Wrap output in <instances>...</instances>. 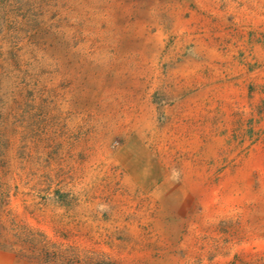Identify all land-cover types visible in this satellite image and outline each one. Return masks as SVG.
I'll return each mask as SVG.
<instances>
[{
    "label": "rangeland",
    "instance_id": "rangeland-1",
    "mask_svg": "<svg viewBox=\"0 0 264 264\" xmlns=\"http://www.w3.org/2000/svg\"><path fill=\"white\" fill-rule=\"evenodd\" d=\"M26 3L0 0V215L110 264H264V0Z\"/></svg>",
    "mask_w": 264,
    "mask_h": 264
},
{
    "label": "trees",
    "instance_id": "trees-1",
    "mask_svg": "<svg viewBox=\"0 0 264 264\" xmlns=\"http://www.w3.org/2000/svg\"><path fill=\"white\" fill-rule=\"evenodd\" d=\"M26 4L30 5V0ZM3 36L9 46L12 40L7 32ZM0 246H6L17 262L27 264H110L94 252H80L75 246L54 243L44 231L32 227L10 209L0 215Z\"/></svg>",
    "mask_w": 264,
    "mask_h": 264
}]
</instances>
